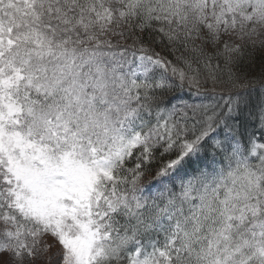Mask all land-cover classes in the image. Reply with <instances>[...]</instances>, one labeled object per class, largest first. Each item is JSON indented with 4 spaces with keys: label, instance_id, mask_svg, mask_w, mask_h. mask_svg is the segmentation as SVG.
I'll return each instance as SVG.
<instances>
[{
    "label": "snow or ice",
    "instance_id": "1",
    "mask_svg": "<svg viewBox=\"0 0 264 264\" xmlns=\"http://www.w3.org/2000/svg\"><path fill=\"white\" fill-rule=\"evenodd\" d=\"M0 264H264V0H0Z\"/></svg>",
    "mask_w": 264,
    "mask_h": 264
},
{
    "label": "trees",
    "instance_id": "2",
    "mask_svg": "<svg viewBox=\"0 0 264 264\" xmlns=\"http://www.w3.org/2000/svg\"><path fill=\"white\" fill-rule=\"evenodd\" d=\"M212 63H213V64H216L217 61H216V60H213ZM221 63H222V61H221ZM255 71H256V72L259 71V61H257L256 67H255ZM196 102H198V101H196Z\"/></svg>",
    "mask_w": 264,
    "mask_h": 264
}]
</instances>
